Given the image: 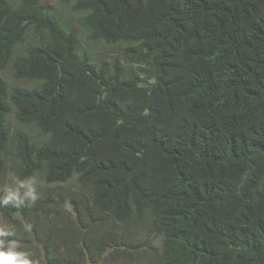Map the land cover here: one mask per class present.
<instances>
[{
    "label": "trees",
    "instance_id": "16d2710c",
    "mask_svg": "<svg viewBox=\"0 0 264 264\" xmlns=\"http://www.w3.org/2000/svg\"><path fill=\"white\" fill-rule=\"evenodd\" d=\"M58 2L0 0V176L40 193L0 206L19 249L264 264V0Z\"/></svg>",
    "mask_w": 264,
    "mask_h": 264
},
{
    "label": "clouds",
    "instance_id": "9594fccd",
    "mask_svg": "<svg viewBox=\"0 0 264 264\" xmlns=\"http://www.w3.org/2000/svg\"><path fill=\"white\" fill-rule=\"evenodd\" d=\"M20 190H23L21 193ZM40 199V193L37 191L36 181L33 177L24 180H18L17 188L9 191L0 198V206L12 204L19 207L25 202L35 204ZM13 235L12 232L0 227V264H35L28 258V253L19 249V245L14 240H8L7 237Z\"/></svg>",
    "mask_w": 264,
    "mask_h": 264
},
{
    "label": "rangeland",
    "instance_id": "374dc122",
    "mask_svg": "<svg viewBox=\"0 0 264 264\" xmlns=\"http://www.w3.org/2000/svg\"><path fill=\"white\" fill-rule=\"evenodd\" d=\"M10 1H15V0H10ZM42 2L47 7V9L50 10V11L61 13L63 15L67 14L66 8L62 7L59 4L58 0H42ZM4 78L7 80V82L9 83V85L11 87H22V86H25L21 82H17V81H15L12 78L10 70H7L4 73ZM17 184H18V181L13 177L11 172H8L5 175H1L0 176V192L2 194H4V195L7 194L9 191L16 190ZM37 186H38V183L36 182V187ZM20 191H21V193L23 192V190H20ZM29 211H31V209ZM33 212L34 211H32V213ZM23 226H25V227L28 226V223L24 221L23 222ZM0 227H3L5 230H8V231L12 232L13 236H16L15 237L16 239H13V237H11V236L7 237L6 239L14 240V241H16L18 243L19 246L21 245V243H22V241L24 239L23 236L25 235L24 234V230H20V231L16 230V226L12 225L10 223H7L3 219L1 214H0ZM29 228H30V226H29ZM18 240H20V241H18Z\"/></svg>",
    "mask_w": 264,
    "mask_h": 264
}]
</instances>
